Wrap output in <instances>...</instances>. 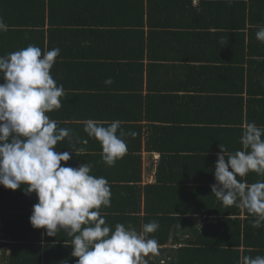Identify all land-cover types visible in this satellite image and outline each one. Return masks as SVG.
<instances>
[{
  "label": "crops",
  "instance_id": "1",
  "mask_svg": "<svg viewBox=\"0 0 264 264\" xmlns=\"http://www.w3.org/2000/svg\"><path fill=\"white\" fill-rule=\"evenodd\" d=\"M192 1V6L197 8L196 12L194 11L195 9H187L184 13V8L178 9L174 12L171 10L172 7L169 8L170 12L167 13L169 23L174 26H180L183 29L168 28L155 31L156 39L153 43L155 47L160 46V49L158 50L155 48L153 53L154 58H152V60L148 61L146 59L144 61L145 68L147 64H152L151 75L154 84L153 89H163L164 92L162 94L170 97L172 95L183 96L185 89L188 94L192 93V89L189 88L190 86L192 87L191 83L200 81L202 90L205 92L206 96L213 95L218 91L216 94L227 96V99L235 97L234 99H237V102L241 96L245 99L248 108L251 106L252 120L258 123H264V111L262 113L261 109H258L257 107V105H259L258 102L261 99H264L262 98L264 97L263 62L256 64L252 63L251 72L250 67L243 66L245 69L242 72L241 64L239 63L240 67L237 69L233 63V72L229 73L227 76L223 71L219 76V72L215 73V70L212 69L222 68L219 67V63H211L209 61L205 62L201 60L203 57L209 56L208 52L205 54L201 52L199 55L189 53L195 48H200L198 46L202 43L209 42L205 39L207 36L205 33L210 35V38L208 37L207 39H211L212 37V42L215 34L217 37L220 35L224 37V31L227 29L225 27H231V23L233 25L235 23L237 24V9H233L229 14L219 13L217 9L218 6L214 4L219 0H210L208 3L205 2L206 0H202V2L201 0ZM49 3V0H10L9 2L0 0V17H2L4 22L8 25V30L6 32H0V56H6L8 53L26 48L28 45H35L44 52L54 48L60 49V54L56 58L55 63L50 70V74L58 86L63 85L65 95L60 98L61 107L46 113V115H48L50 119L57 121L58 129L65 128L70 130L69 137H65V139L58 142L56 146V151H67L71 154V159L68 162H61V166L76 168L87 162L92 166V175L105 177L110 185V206H101L99 209L100 214L101 216H104V219L107 216L110 218L112 216L121 217L123 221H125L121 224L126 228L128 227L126 218L130 214L144 216L147 213L151 214V210H157V207H163V209L170 210H183L184 212V209L189 208L192 203L194 204L193 201L197 199H204L202 202L194 204L198 206L195 208L199 213L197 217L200 218L201 221H205L208 217L210 221L216 222V219L218 218L217 216L221 213H212L215 214L213 216H208L205 213L212 211V207L215 205L221 207L222 201H218L211 205L210 203L212 200L207 201L210 197V192H204L205 195L195 192L194 194L187 196V199L189 200L187 204L180 203V201H177V203L175 202L176 199L180 200L181 195L180 198H176L174 188L176 186L178 187L179 184H182L183 180L182 177L181 179H177L176 169H165V173L162 176L163 179L170 177L172 181L167 182L164 180L162 183H158L157 174L158 166L161 163V153L159 151H150V147H154V145L149 142L152 136L151 134L156 133L157 131L151 126L160 124H163L162 126H164V122H160L159 118L163 119L169 116L170 113L174 114L173 110L165 107V110L162 111L157 105L158 102L153 100L154 104H149L148 101L144 100L143 106L141 107L139 105L140 108L137 110L139 113H137V116L136 114L134 115L138 118L136 124H138L140 130L133 129L136 138H133L132 141L136 142H132V131L131 128H129V118L127 117L129 109L126 94L128 95V91H125V93L124 91H119L121 92L120 94L125 95L123 101L126 103L123 104L121 103L122 101H119L117 93H108L107 91L101 90L103 88H111L112 86L128 87L130 85L132 72H128L129 69L122 65L130 64V62L124 58L126 55H130L131 57H134L135 54L140 55L141 46L138 44L136 50L135 46H133V43L135 42L133 40L140 42L139 40L141 36L137 34V39H127L128 42L125 43L122 35H127L128 37L127 33H119L117 34V38H113L112 40L107 39L106 37L110 34L104 36V34L97 29L96 18L98 16H96L95 9H93V15L88 12L84 13L88 16H82V14H80L82 13V10L78 7L79 2H76V6L73 2L70 4L68 0H55L52 5ZM134 3H136V5H141L138 1H135ZM155 9L158 10L159 6L156 5ZM210 12L211 14H209ZM221 14L231 18L233 21H223L218 27L215 26L212 29H208L207 25L210 24V20L215 19L217 21ZM43 16L46 20V25L44 29H41L39 23L43 20ZM167 16L164 15V17H162V14L158 10L153 21L154 23H157L159 21L158 18L164 20ZM50 20L57 23V29L51 28L48 23ZM122 20L123 19H119V21ZM68 21H78L79 23L86 22V24L82 25L77 23L76 25H73V28L70 27L68 29L65 25V22ZM35 31H43V36L41 35L37 38L36 34L33 33ZM163 31L172 34H163ZM211 34H213V36H211ZM160 35L161 37H159ZM42 37H44V40ZM43 44L44 47L42 46ZM176 49H178V52L185 51V57L190 59L185 62L177 60L162 63L164 62V59L161 57L164 55L168 56L171 54V51L173 52V50ZM254 51L258 52L260 49L254 47ZM176 56L181 57L179 53L176 54ZM259 60H264V58H260ZM136 64V66H138L140 63ZM121 67L122 70H120ZM136 69L137 80H139L141 70L138 67H136ZM143 72V96L145 97L146 94H148L146 85L147 71L145 70ZM241 72L244 73V80ZM108 79H111L113 83L110 85L106 84L105 81ZM248 80L250 81L251 86H254L255 90L260 91L261 94L258 96L249 95L247 85ZM3 82V79H0V83ZM243 88L244 91H242ZM242 92H244V94H242ZM120 104L127 108L122 107ZM121 115L125 116L126 119L121 120ZM151 118L155 121H152ZM171 118H173V116H171ZM231 118H233L234 121H238L240 115L238 113L233 115V117L228 115L219 122H214V124L209 121V125H206L208 127L200 128L198 132H203L206 128L213 127L225 128L234 126V128H236L234 124L224 122L229 121ZM89 119L107 122L119 120L122 122L121 128L126 133L123 139L127 145V152L123 157L117 159L114 165L109 166L103 161L101 143L96 138L89 137L84 131V122ZM244 125H246V123H244ZM105 126H107V124H105ZM219 133L221 136L218 137L217 140L212 134L206 136V139L202 138L199 140L200 138H198L199 145L201 148H204V150L201 149L198 151V158H203V164L195 166L198 172L196 178L198 184H202L203 188L208 186V180H215L214 169L216 164H213L214 160L211 158L209 163L205 162V149H210L211 147L220 144H223L226 148H235L237 146L234 143L235 141L232 142L230 138L223 139L224 132L219 131ZM119 134L120 129L117 131L118 136ZM137 134H140L139 138ZM157 134L159 135L160 132L157 131ZM84 141H86V143ZM183 143L188 144L187 147L191 146L188 138H186ZM132 145L137 149L131 152ZM240 147L241 150H243L241 143H239L236 149ZM185 174L187 175L186 172ZM246 178L247 176L243 177V179ZM237 179L240 180L241 177L237 176ZM158 186L164 187H160V191H163V193H158V195H156L155 191L159 188ZM166 187L173 188V190L166 189ZM37 202L38 199L36 194H26L23 187L17 190H11L0 185V207H4L8 210L2 212V214L4 213V218L1 219V227L3 228V231H0V244H3V246L0 249V264H6L5 257L6 254L9 253V248L6 245L14 242V238L17 235L16 232L20 225H24V229H27L23 232H28V240L30 238H36L39 230L45 231L44 229L33 228L30 223L29 218L32 214L33 205ZM137 206L140 207L138 213L133 211ZM240 210H242V214L244 215L246 209L240 208ZM243 215L242 217L244 218ZM183 216L190 218L194 216V213L188 211L184 213ZM207 224H210L212 235L208 236L206 241H216L221 243L226 240L227 243L230 240L233 228H231V231L228 233H224L225 236H223L220 232L216 233L221 224ZM244 224L245 222L241 224V233L243 235L241 236V246L226 247L227 250H239L241 253L240 256L242 255V252L246 250L245 248H247V250L256 251L257 248H255V243L261 241L259 240L261 239L260 236L253 228L252 230L249 228L251 232L244 237ZM204 225L206 224H203V226ZM259 228L264 229L263 227ZM5 230H9V236L6 234ZM56 236L65 238L66 240L73 238L72 236H69L67 231L63 228L57 231ZM186 239H191V237L186 235L183 240ZM242 240H245V243L244 241L242 243ZM235 241H237V239ZM30 242L34 245H38L35 243V240ZM181 246L182 244H175L173 233L170 238V243L166 245V248L172 247L174 249L173 251H176L181 248ZM208 254L212 255L208 257L207 262H209V264H213L214 262H217V264H225V256L216 255V253Z\"/></svg>",
  "mask_w": 264,
  "mask_h": 264
},
{
  "label": "trees",
  "instance_id": "2",
  "mask_svg": "<svg viewBox=\"0 0 264 264\" xmlns=\"http://www.w3.org/2000/svg\"><path fill=\"white\" fill-rule=\"evenodd\" d=\"M3 1L9 2L10 0ZM135 1L140 2L139 4L141 5H136V3H134ZM209 1L210 0H206L205 2L208 3ZM234 1L235 0H219L213 3L218 6L217 9L219 13L229 14L233 9H237V24L235 23L233 25L231 23V27H225L227 29L224 31V37L221 35L217 37V35L215 34V37H213V42L212 37L211 39H207L208 37L210 38V35L205 33V35H207L205 39L209 42H204L200 46H198L200 48H195L189 52L190 54L194 53L196 55L201 54V52L203 54L208 52L209 56L203 57L201 60L205 62L209 61L211 63H219V67L222 68H212L215 70V73L219 72V76L223 71L227 76L229 73L233 72V63L235 64V67L237 69H239L240 63L242 72L245 69V67L243 66L250 67L251 72L252 63L256 64L263 62L264 64V60H259L260 58H264V42H261L256 38V32L259 26L264 25V0ZM49 2V4L52 5L55 0H49ZM68 2L70 4H72L73 2L75 6L77 5L76 2H79L78 7L80 10H82V13H80L82 14V16H88L84 14L88 12L93 15V9H95L96 16H98L96 18V26H98L97 29L99 32L104 34V36L106 34H110L108 35V37H106L107 39L112 40L113 38H117V34L119 33H127L129 38L127 37V35H122L125 43L128 42L127 39H137V34L141 36L139 40L140 42H137V40H133L135 41L133 43V46H135L136 50L138 48V44L141 46L140 55H137L135 53L134 57L126 55V57L124 58L127 59L130 64L122 65L129 69L128 72H132L130 85L128 87L112 86L111 88H103L101 90L107 91L108 93H117L119 101H122L121 103L123 104L126 103L125 101H123L125 99V95L120 94L121 92L119 91H124V93L125 91H128V95L126 94L129 109L127 117L129 118V128H131V133H134L133 129L140 130L138 124H136L138 122V118L134 115L136 114L137 116V113H139L137 110L140 108V106H143L144 100L148 101L149 104H154V101L158 102L157 105L161 108L162 111L165 110V107L173 110L174 114L170 113L166 118H159L160 122H164V126H162L163 124L151 126L155 130L160 132L159 135L157 134V131L156 133H152L151 139L149 141L154 145V147H150V151H159L161 153V163L158 166L157 174L158 183L160 184V182L162 183L164 180H166L167 182L172 181L170 177L163 179L162 176L165 173V169L173 170L174 168L177 172V179H181V177L183 178L182 184H179L178 187L176 186L177 188H174L176 192L175 197L180 198L181 195L180 200H175L176 203L177 201H180V203L182 202L183 204H187L189 202L187 196L194 194L195 192H197L198 194L202 193L203 195H205L204 192H210V197L207 201L212 200V202L210 203L211 205L220 201L212 194L211 190V185L216 183V180H208V186H206L205 188H203L202 184H198V180L196 178L198 172L195 166H200L203 164V158H198V151L201 149L204 150V148L200 147L198 138H200L199 140H201L202 138L206 139V136L212 134V136L217 140V138L221 136V134L219 133V131H221L224 132L223 139L230 138L231 141H235L234 143L238 146L240 143V137L243 132L244 123L247 124L254 122L257 126H263L264 123H258L252 120L253 117L251 106L248 108L245 99H243L241 96L238 102L237 99H234L235 97L227 99V96L216 94L218 91H216L213 95L206 96L205 92L202 90L200 81L191 83L192 87L190 86L189 88L192 89V93L188 94L186 92L187 90L185 89V93L183 94V96L172 95L170 97L163 95V89H153L154 84L151 75L152 64H147L146 68L144 65V61L146 59L150 61L152 60V58H154L153 53L155 48H157L158 50L160 49V46L155 47L153 43L156 39L155 31H157L158 29L163 30L168 28L183 29L180 26H174L169 23L167 16V13L170 12L169 8L173 7L171 10H173L174 12H176L178 9L183 8L184 13L187 9H195L194 11L196 12L197 8L192 6L193 1L68 0ZM155 4L159 6L158 10L162 14V17H164V15L167 16V18H165L164 20L158 18L159 21L157 23H154L153 21V18L158 11L155 9ZM209 14H211V12ZM119 19L123 20L119 21ZM210 21V24L207 25L208 29H212L215 26L218 27V25L223 21L232 22L233 20L221 14L217 21L215 19H211ZM48 23L51 28H58L57 23H55L54 21L50 20L48 21ZM77 23L79 22L68 21L65 22V25L69 29L70 27L73 28V25H76ZM79 24L83 25L86 24V22H82ZM39 25L41 26V29H44L46 25L44 16ZM33 33L36 34L37 38L41 35L43 36V31H35ZM166 33L169 35L172 34L163 31V34ZM211 36H213V34H211ZM159 37H161V35ZM42 39L44 40V37H42ZM129 44L131 45L130 42ZM42 46L44 47V44ZM254 47H258L260 51L255 52ZM43 53L44 51H42V55ZM170 53L171 54H169L168 56L164 55L163 57H161L162 59H164V62L162 63H168V61L177 60L185 62L186 60L190 59L188 57H185V51L178 52V49H176L173 50V52L171 51ZM178 53L181 55V57L176 56V54ZM136 63L140 64L136 66ZM136 67L140 68L141 70L139 80H137L136 76ZM120 70H122V67ZM145 70L147 71L146 85L148 94H146V96L144 97L143 71ZM242 78L244 80V73H242ZM247 85L249 95L258 96L259 94H261L260 91L255 90L254 86H251L249 80ZM242 91H244V88L242 89ZM242 94H244V92H242ZM258 104V109H261V112L263 113L264 99H261ZM121 106L124 108L126 107L124 105ZM237 113L240 115L238 121H234L233 118H231L229 121H224L228 124H234L236 128H234V126L225 128L213 127L206 128V130L203 132H198L200 128L208 127L206 125L209 121H211L210 123L214 124V122H219L228 115H231V117H233V115ZM171 116H173V118H171ZM120 117L121 120L126 119L125 116L121 115ZM151 119L152 121H155L153 118ZM139 135L140 134H137L138 138ZM133 138H136L135 135H131V141ZM186 138L189 139V144L191 145L189 147H187L188 144L183 143ZM237 146L235 148L231 147L227 149L231 152H235L239 149L241 150V147L236 149ZM136 149L137 148L132 145L131 152L135 151ZM219 152L220 145L213 146L210 149H205V162L209 163V160L211 158L212 160H214L213 164H215L216 160L218 159L217 154ZM185 172L187 173V175L185 174ZM240 180H246L247 183L252 184L257 182L258 180H264V176L258 175L255 172H250L247 175L246 179L241 178ZM158 187L159 188L155 191L156 195H158V193H163V191H160L161 186ZM166 189L173 190V188L170 187H166ZM203 200L204 199H197L193 202L195 204L198 202H202ZM194 204L192 203L189 208L184 209V212L183 210H170L163 209V207H157V210L150 211L151 214L147 213L144 216L130 214L129 216H127L126 222L128 226L133 227L138 233L142 231L143 224L149 223L153 220L159 222L160 227L156 232L146 234V238H152L158 241V252L156 254L149 253L148 256L144 257V259L147 260V264H209V262H207L208 257L212 255L208 253H216V255L225 256V264H239L240 257L242 255H247L253 258L258 255L264 256V229L254 228L252 226V221L255 219V217L250 215L247 210H245V214L243 215L240 207H237L235 204L231 206H225L222 203L221 207L219 205H215L212 207V211H210L209 213H205L208 216H213L217 213H221L219 216H217L218 218L216 219V222L210 221L208 217L205 221H201L200 218L197 217V215H199L198 211L195 210V208L198 206ZM4 210L7 209L4 207H0V227L1 219L4 218V213L2 214ZM133 211L138 213L140 211V207L137 206ZM188 211L190 213H194V216L190 218H188L187 216H183L184 213ZM242 215L244 216V218L242 217ZM102 217L104 218V216ZM105 221L106 225L110 226L112 231L115 230L116 224L125 222L121 217L118 216H112L111 218L107 216L105 217ZM243 222H245L244 237L249 234L253 228L260 236L261 239L259 240L261 241L255 243V248H257L258 251L249 249L247 250V248H245L246 250H244L242 252V255L240 256L241 253L239 250H227L226 247L241 246V236H243L241 233V224ZM207 223L221 224L216 233L220 232L223 234V236H225L224 233H228L229 231H231V228H233V233L230 240L227 243L224 238L223 239L225 241L221 243L216 241H206V238L212 235L210 224ZM203 224L206 225L203 226ZM262 227L264 228V226ZM2 229L3 228L1 227L0 231H3ZM24 230L26 231L27 229H24V225H20L19 229L16 232L17 235L14 238V242L12 244L6 245L9 248V253L6 254L5 257L6 264H65V262L63 261L64 259H68L69 264H76V260L78 258L71 256V252L73 249L70 244L73 238L66 240L65 238L57 236L48 237L46 234L42 235L43 233H46V229H44L45 231L39 230L36 238H30L28 240V232L24 233ZM5 232L9 236V230H5ZM173 233L175 244H182L181 248L176 251H173L174 249L172 247L166 248V245L170 243V238ZM186 235H189L191 239L183 240ZM236 239L237 241H235ZM33 240H35V243L38 245H34L32 242H30ZM245 240H242V243L243 241L245 243ZM2 246L3 244H0V249ZM213 264H217V262H214Z\"/></svg>",
  "mask_w": 264,
  "mask_h": 264
},
{
  "label": "clouds",
  "instance_id": "3",
  "mask_svg": "<svg viewBox=\"0 0 264 264\" xmlns=\"http://www.w3.org/2000/svg\"><path fill=\"white\" fill-rule=\"evenodd\" d=\"M8 25L0 17V32ZM256 38L264 42V25ZM60 54L59 48L43 53L35 45L0 56V185L6 189L24 188L35 193L30 223L56 237L63 228L72 236L71 256L76 264H147L144 257L158 252V241L146 238L160 225L153 220L142 231L116 224L112 231L101 216V206H110V185L105 177L91 174L87 162L73 168L61 166L71 159L70 152H58V142L69 137L70 130L57 128V121L46 113L61 107L65 95L50 70ZM110 85L111 79L105 81ZM84 131L102 146L103 161L112 166L127 152L122 122L86 120ZM107 124V126H105ZM120 129L119 136L117 131ZM135 135V133H131ZM264 126L254 122L243 127V150L229 151L220 144L215 164L216 183L212 194L225 206L236 205L254 216V228L264 226V180L249 184L243 178L250 172L264 176ZM86 143V141H84ZM26 186V187H25ZM95 209V210H94ZM69 264L68 259L63 260ZM239 264H264V256L242 255Z\"/></svg>",
  "mask_w": 264,
  "mask_h": 264
}]
</instances>
